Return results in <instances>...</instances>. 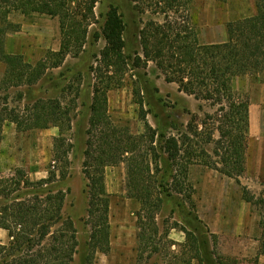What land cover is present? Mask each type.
Segmentation results:
<instances>
[{
  "label": "trees",
  "instance_id": "1",
  "mask_svg": "<svg viewBox=\"0 0 264 264\" xmlns=\"http://www.w3.org/2000/svg\"><path fill=\"white\" fill-rule=\"evenodd\" d=\"M97 1H0L4 3L0 5V62L5 64L0 86H32L46 76L47 70L60 67L67 55L79 54L87 42L91 19H95ZM130 1L140 16V26L136 25L133 34L140 50L132 55L125 54L126 23L117 9L111 7L101 31L104 46L96 54V65L90 67L97 82L93 84L83 163L88 195L87 221L93 226L87 264H93L95 251L105 254L109 251L106 166L117 165L125 159L127 194L140 205L137 226L143 251L153 246L159 232L156 217L164 199L181 194L190 198L187 171L191 164L200 161L239 184L245 171L249 102L235 95L232 81L236 76L264 71V0H254V15L226 24L224 42L209 44L199 41L192 26L189 14L192 0ZM11 11L58 17L59 49L47 51L35 64L25 61L21 54L7 52L5 35L15 27L7 19ZM146 12L162 15V20L152 17L143 20L141 16ZM94 38L98 40L99 36L94 35ZM149 63L154 64L165 82L176 84L178 92L218 106L215 118L205 113L208 119L218 123L206 138L207 143L211 142L214 132H218L213 150L215 157L193 141L191 136L202 133L194 123L196 119L189 121L183 131L177 119L166 122L163 116L156 115V127L145 123V131L139 135L111 122L107 115L106 93L122 84L127 71L147 69ZM136 94L137 103L141 105L140 94L135 91ZM69 102L63 103L59 97L38 98L25 106L27 114L20 113L16 107H7L6 102L0 109V136L6 121L14 123L19 131L57 127L59 134L53 141V160L61 162L58 176L56 171H50L47 177L31 181L23 169L16 168L13 175L0 177V228L9 236L7 243H0V264H69L73 259L75 230L72 221L62 215L65 193L52 189L58 179L66 177L69 165L72 144L65 135L71 129L76 100ZM185 112L190 113L187 109ZM166 125L177 131V135L165 133ZM145 137L149 143L145 142ZM139 144H143L148 158L143 155L142 160L139 158ZM242 190L244 200L253 203L254 195L245 187ZM261 223L264 224V220ZM182 230L190 239V232ZM153 248L157 250L156 246ZM197 250L198 245L195 252ZM260 255H264V229L254 263Z\"/></svg>",
  "mask_w": 264,
  "mask_h": 264
},
{
  "label": "rangeland",
  "instance_id": "2",
  "mask_svg": "<svg viewBox=\"0 0 264 264\" xmlns=\"http://www.w3.org/2000/svg\"><path fill=\"white\" fill-rule=\"evenodd\" d=\"M132 3L130 0H98L87 42L79 54L67 55L60 67L47 70L46 76L32 86H0V109L6 102L7 107H16L24 114H27L25 106L38 98L59 97L63 103L76 100L71 129L65 135L72 144L67 175L52 186L53 190L65 193L62 215L72 221L75 230V251L69 264H87L93 227L87 221L88 195L83 165L93 84L97 82L90 67L96 65V54L104 46L101 31L111 7L117 9L126 23L123 33L125 54L132 55L135 50H140L133 35L136 25L137 28L140 26V16L133 10ZM0 5L4 6V3L0 2ZM255 13L254 0H192L189 9L192 26L203 44L219 42L224 35L226 39L229 21ZM141 17L143 20L150 17L162 20V15L149 12ZM7 19L15 25L5 35L7 52L21 54L25 61L35 64L47 51L59 49L58 17L11 11ZM94 35L99 39L96 40ZM4 71L5 64L0 62V84ZM135 91L140 94L141 105L137 103ZM233 91L239 99H246L252 105L245 171L239 184L200 161L191 164L187 171L190 198L181 194L164 199L156 217L159 232L153 246L143 251L137 226L140 205L127 194L125 159L117 165L106 166L104 184L109 199L110 244L106 254L94 252L93 264H264L263 255L257 263L253 262L264 229L261 223L264 220V71L235 77ZM106 98L111 122L121 129L127 128L134 135L144 133L145 123L156 127V115L163 116L166 122L177 119L183 131L189 121L196 119L194 123L202 133L191 137L198 142L199 148L214 156L218 132H214L213 141L207 143L206 138L218 123L208 119L205 113L215 118L218 106H210L178 92L176 84L165 82L153 63L144 70L127 71L122 84L109 89ZM165 133L177 135V131L168 125ZM58 134V128L52 125L19 131L14 123L6 121L0 136V177L13 175L16 168L23 169L31 181L47 177L50 171H56L58 176L61 162L53 160V141ZM145 142L149 143L148 137ZM140 144L137 153L142 160L148 155ZM243 187L254 195L253 203L244 200ZM182 229L190 232V239ZM155 246L157 250L153 248Z\"/></svg>",
  "mask_w": 264,
  "mask_h": 264
},
{
  "label": "crops",
  "instance_id": "3",
  "mask_svg": "<svg viewBox=\"0 0 264 264\" xmlns=\"http://www.w3.org/2000/svg\"><path fill=\"white\" fill-rule=\"evenodd\" d=\"M226 39H227V34H226ZM226 39H225V35H224V39L220 40L219 42H224ZM219 42H213V43H219ZM207 44H209V43H207ZM232 87H233V81H232ZM251 107H252V105L249 104V126H250V111H251ZM8 239H9L8 232L6 230L0 228V243H7ZM263 257H264V255H263ZM259 259H260V257H259Z\"/></svg>",
  "mask_w": 264,
  "mask_h": 264
}]
</instances>
